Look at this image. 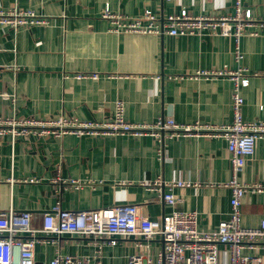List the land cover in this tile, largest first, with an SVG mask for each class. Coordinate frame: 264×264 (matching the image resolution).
Listing matches in <instances>:
<instances>
[{"label":"crops","instance_id":"1","mask_svg":"<svg viewBox=\"0 0 264 264\" xmlns=\"http://www.w3.org/2000/svg\"><path fill=\"white\" fill-rule=\"evenodd\" d=\"M244 5L264 23V0H244ZM14 6L33 10L49 22L17 29L0 23V115L102 121L112 116L115 101L123 99L129 121L173 117L182 123L224 125L233 118V81L229 75L198 73L242 67L250 75L242 89L243 114L249 120L264 119V25L253 27L256 35L242 37L238 60L229 36L116 33L102 16L106 6L130 16L146 9L160 16L183 9L193 15H229L234 0H0V9ZM92 73L99 77H77ZM3 92L12 97H3ZM231 175L222 137L160 141L152 135L65 134L12 142L9 135L0 136V211H30L36 228L42 227L44 213L60 202L68 210L137 204L151 219L175 209L195 210L199 229H215L229 215L231 189L224 184ZM158 177L197 185L177 187L172 206L162 191L142 184ZM240 179L264 184V137ZM242 217L245 226L260 224L264 192L245 194ZM104 240L65 234L55 242L41 241L35 261L49 264L60 250L88 256L91 264H128L135 253L157 260L163 249L160 238H120L116 244ZM246 253L262 257L264 263V241ZM228 255L229 247L220 245L221 259L227 261Z\"/></svg>","mask_w":264,"mask_h":264},{"label":"built area","instance_id":"2","mask_svg":"<svg viewBox=\"0 0 264 264\" xmlns=\"http://www.w3.org/2000/svg\"><path fill=\"white\" fill-rule=\"evenodd\" d=\"M102 16L111 23L110 31L116 33L169 34L173 36L213 34L229 36L235 43L236 59L242 58L241 39L246 35H256L254 26H263L244 0H234V12L229 15H193L187 9L178 13L160 16L146 9L135 16L114 12L106 6ZM49 20L35 11L18 6L0 9V23L17 29L21 26L46 24ZM200 75H229L233 81L232 121L224 125L204 124L200 121L182 123L173 117L158 118L154 122H133L126 118V103L117 99L110 118L85 120L76 116L59 115L52 117L0 115V136L9 135L12 142L31 135L38 137L65 134L77 136H116L130 134L136 137L152 135L162 141L165 137L207 135L222 137L227 142L231 165V178L225 186L231 189L228 218L217 228L201 230L198 227V212L195 210H173L161 219H151L140 212L137 204H122L85 210H68L56 203L44 213L41 228L32 225L30 211H0V264H36L37 243L55 242L56 237L70 234L96 239H105L116 244L120 238H143L147 241L160 238L163 249L158 259L144 253L129 257L128 264H264L262 257L246 253L264 241V219L257 226H245L242 217V202L248 191L264 192V184L245 183L240 173L256 151L257 141L264 137V119L249 120L243 114V87L249 84L250 75L245 68L237 70L220 69L200 71ZM77 77H99L98 73L78 74ZM11 98L12 94L3 92ZM160 152V150H159ZM33 179H31L32 181ZM34 181V180H33ZM75 186L79 182L72 180ZM142 184L150 190H160L166 203L174 206L177 187L196 186L190 180H167L156 178L144 180ZM142 245V244H141ZM220 245L229 247L228 260L220 256ZM100 253V249L98 250ZM49 264H91L88 256L57 255ZM101 264V263H97Z\"/></svg>","mask_w":264,"mask_h":264}]
</instances>
